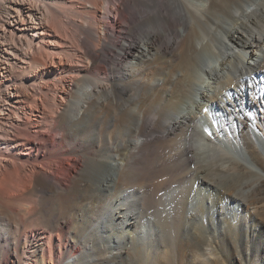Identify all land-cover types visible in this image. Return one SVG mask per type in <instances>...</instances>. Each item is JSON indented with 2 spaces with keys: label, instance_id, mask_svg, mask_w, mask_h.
I'll use <instances>...</instances> for the list:
<instances>
[{
  "label": "bare ground",
  "instance_id": "1",
  "mask_svg": "<svg viewBox=\"0 0 264 264\" xmlns=\"http://www.w3.org/2000/svg\"><path fill=\"white\" fill-rule=\"evenodd\" d=\"M260 255L264 0H0V264Z\"/></svg>",
  "mask_w": 264,
  "mask_h": 264
},
{
  "label": "rangeland",
  "instance_id": "2",
  "mask_svg": "<svg viewBox=\"0 0 264 264\" xmlns=\"http://www.w3.org/2000/svg\"><path fill=\"white\" fill-rule=\"evenodd\" d=\"M109 8H110V5H108V9H109ZM261 75H263V74H261ZM65 175H66V174H64V173L61 174L62 177H66ZM252 244H253V241H249V248H250V247L252 248ZM251 248H250V249H251ZM249 251H250V250H249ZM238 256H239V255H238ZM240 256H241V257L243 256V252L240 253ZM259 258L262 259L261 262H260L259 264H264V257L260 255Z\"/></svg>",
  "mask_w": 264,
  "mask_h": 264
}]
</instances>
